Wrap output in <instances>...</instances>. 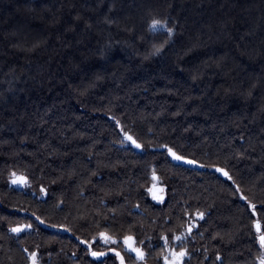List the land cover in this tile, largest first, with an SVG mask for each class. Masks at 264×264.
<instances>
[{"label":"trees","instance_id":"trees-1","mask_svg":"<svg viewBox=\"0 0 264 264\" xmlns=\"http://www.w3.org/2000/svg\"><path fill=\"white\" fill-rule=\"evenodd\" d=\"M262 237L264 0H0V264H264Z\"/></svg>","mask_w":264,"mask_h":264},{"label":"water","instance_id":"water-1","mask_svg":"<svg viewBox=\"0 0 264 264\" xmlns=\"http://www.w3.org/2000/svg\"><path fill=\"white\" fill-rule=\"evenodd\" d=\"M125 140L130 142L138 151L142 150V145L140 143H138L134 137L128 135ZM171 155H172L173 160L175 162H177L178 164H182V165H185L187 167L194 168V169H202L203 168V166L198 164L197 162L186 159V158H184V157H182V156H180L174 152H172ZM177 157H179V159H177ZM25 182H26V180L24 178H17L14 180V185L17 187H22L25 184ZM161 191H162V188L159 186H154L152 188V193L156 199H158V195L160 194ZM162 197L163 196H161V198ZM126 243H127L128 249H130L135 254L140 255V251L134 248L133 240L128 239L126 241ZM92 256L97 257V258L98 257L102 258L104 256V254H98V253L94 252V253H92Z\"/></svg>","mask_w":264,"mask_h":264},{"label":"rangeland","instance_id":"rangeland-1","mask_svg":"<svg viewBox=\"0 0 264 264\" xmlns=\"http://www.w3.org/2000/svg\"><path fill=\"white\" fill-rule=\"evenodd\" d=\"M24 230V228H19L17 231L20 233ZM179 239L177 238V244L179 243ZM187 257V253L185 250H177L174 248H169V253L165 258V264H183V261ZM32 264H38L36 256L32 257Z\"/></svg>","mask_w":264,"mask_h":264},{"label":"snow or ice","instance_id":"snow-or-ice-1","mask_svg":"<svg viewBox=\"0 0 264 264\" xmlns=\"http://www.w3.org/2000/svg\"><path fill=\"white\" fill-rule=\"evenodd\" d=\"M153 26L155 27V25H153ZM137 146H138V145H137ZM177 159H179V157H177ZM261 239H262V241H264V237H262Z\"/></svg>","mask_w":264,"mask_h":264},{"label":"bare ground","instance_id":"bare-ground-1","mask_svg":"<svg viewBox=\"0 0 264 264\" xmlns=\"http://www.w3.org/2000/svg\"><path fill=\"white\" fill-rule=\"evenodd\" d=\"M127 137V136H126ZM126 139V138H125ZM17 179V178H16ZM13 183H14V181H13Z\"/></svg>","mask_w":264,"mask_h":264}]
</instances>
